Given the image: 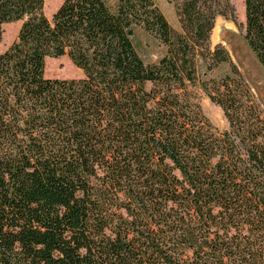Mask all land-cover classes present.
<instances>
[{
    "label": "trees",
    "instance_id": "16d2710c",
    "mask_svg": "<svg viewBox=\"0 0 264 264\" xmlns=\"http://www.w3.org/2000/svg\"><path fill=\"white\" fill-rule=\"evenodd\" d=\"M211 1L183 0L176 34L153 0H63L50 19L0 0V35L22 20L0 55V264H264V117L228 76L217 134L185 90ZM245 7L264 71V0ZM136 26L166 45L158 62ZM63 54L83 78L43 77Z\"/></svg>",
    "mask_w": 264,
    "mask_h": 264
},
{
    "label": "rangeland",
    "instance_id": "374dc122",
    "mask_svg": "<svg viewBox=\"0 0 264 264\" xmlns=\"http://www.w3.org/2000/svg\"><path fill=\"white\" fill-rule=\"evenodd\" d=\"M114 6L116 0H105ZM62 0H43V12L50 19ZM154 6L161 12L170 28L176 34H182L181 6L183 0H153ZM211 13V23L205 40H196L192 49L194 63V81H184L189 100L200 116L217 134L228 131L229 120L224 108L216 102L214 92L222 90L223 81L228 76L242 81L249 90L251 100L264 117V71L255 55L248 47L245 35L246 7L245 0H213L203 9ZM210 16V15H209ZM22 24L21 20L10 21L1 25L0 55L12 46ZM133 45L144 64H153L163 57L167 47L154 34L143 27L134 28ZM224 51L225 59L217 54ZM220 58V59H219ZM237 71V74L234 72ZM238 75V76H237ZM43 77L57 80H79L83 77L66 54L58 57H46ZM180 92L184 90L179 89ZM204 122V121H203ZM21 123V122H19ZM123 213V210H121ZM184 254L192 258V250L184 249Z\"/></svg>",
    "mask_w": 264,
    "mask_h": 264
},
{
    "label": "flooded vegetation",
    "instance_id": "af4514ba",
    "mask_svg": "<svg viewBox=\"0 0 264 264\" xmlns=\"http://www.w3.org/2000/svg\"><path fill=\"white\" fill-rule=\"evenodd\" d=\"M62 1H63V0H62ZM61 3H62V2H61ZM60 5H61V4H60ZM60 5H59V6H60ZM59 6H58V7H59ZM58 7H57V9H58ZM57 9H56V10H57ZM56 10H55V11H56ZM42 12H43V9H42ZM54 13H55V12H54ZM54 13H53V14H54ZM43 14H44L45 17H47V16L45 15L44 12H43ZM53 14H52V15H53ZM52 15H51V16H52ZM47 18H48V17H47ZM21 21H22V20H21ZM20 27H21V26H20ZM15 41H16V40H15ZM15 41H14V42H15ZM82 78H83V77H82Z\"/></svg>",
    "mask_w": 264,
    "mask_h": 264
}]
</instances>
